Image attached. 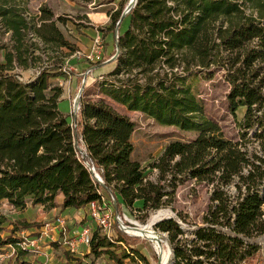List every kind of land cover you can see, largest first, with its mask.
Here are the masks:
<instances>
[{"label":"trees","instance_id":"trees-1","mask_svg":"<svg viewBox=\"0 0 264 264\" xmlns=\"http://www.w3.org/2000/svg\"><path fill=\"white\" fill-rule=\"evenodd\" d=\"M29 1L0 0V207L7 201L19 210L29 204L51 209L59 195L63 210L101 202L87 163L115 196L119 215L136 201L145 211L170 206L177 187L195 180L212 186L204 226L191 238L174 219L156 226L168 235L173 264H241L252 257L257 245L251 241L264 236V0H138L123 19L124 5L109 13L103 38L116 57L78 72L85 87V73L93 69L104 97L160 125L198 133L194 141L165 148L152 165L156 181L131 159L135 123L128 116L104 99L81 98L74 120L61 112L62 89L50 80L67 74L68 59L79 50L58 25H66L63 17L55 19L45 7L41 16L31 15ZM25 71L34 77L21 80ZM222 71L229 111L235 117L239 108L246 111L237 141L206 116L189 84ZM250 137L258 152L249 149ZM233 183L236 196L228 192ZM6 221L0 215V231ZM115 230V239L94 231L90 253L124 264L129 255L117 251L130 246V237L118 223ZM15 243L0 237V249Z\"/></svg>","mask_w":264,"mask_h":264},{"label":"rangeland","instance_id":"rangeland-1","mask_svg":"<svg viewBox=\"0 0 264 264\" xmlns=\"http://www.w3.org/2000/svg\"><path fill=\"white\" fill-rule=\"evenodd\" d=\"M130 1L131 0L29 1L28 11L31 15L41 16L40 8L45 7L54 13L55 19L58 17H63L66 25L61 23H58V25L66 38L71 43L75 44L79 50L74 53V55H72L73 58L68 59L70 62L68 65L70 67L66 71L67 74L64 73L63 70L62 76L55 77L50 80V83L53 87L62 89L61 98L64 97L70 102L71 105L69 117L72 118L74 99L78 95L83 85V80H81L82 75L79 77L74 75L78 74V72H81L82 69L88 67L91 64V62L86 59V55L92 54V48L95 43V39L98 37L101 38L102 43V60L108 63L111 61V59H113L114 56L112 57L111 55L112 45L109 47L103 38L104 34L107 35L106 31L111 24L109 13L119 9L123 5L126 9ZM87 34L93 35L92 38H89ZM109 36L111 39V34ZM84 37L89 38V40H84ZM80 39H83L86 43H88V45H83ZM90 44L91 46L89 47ZM62 51L67 52L65 49ZM75 56H77V58ZM0 61L3 62V53H0ZM81 64L83 66H81ZM88 72L89 70L85 73V75L88 76V84L82 91L81 98L85 99L86 101L93 102L104 99L115 110L125 116H128L135 123V131L131 137V142L134 146L131 159L141 164L142 169L144 170V177H146V179L156 181L159 177V172L158 170L153 169L152 165L163 154L165 148L170 143L176 141L183 143L194 141L197 138L198 133L194 131H184L175 126L160 125L155 120L149 118L143 113L127 110L122 105L111 101L107 97H104L100 93L99 89L98 83L100 82V79L96 78L93 71L89 73ZM224 73L225 72L222 71L216 74L212 80L202 78L198 80H189V84L193 91L199 94V96L203 99L205 103L206 116L209 119L219 123L223 128L225 135L229 139L237 141L239 140L240 132L238 122L243 119L246 111L243 108H239L236 112V117L229 111L227 95L229 93L230 86L224 79ZM33 77L34 71H25L22 73L20 79L27 81ZM251 134H253V131L250 132L249 136H252ZM247 145L252 151H259V143L252 137H250ZM234 185L235 184L233 183L228 188V192L232 196L237 195ZM168 190L172 191L170 189ZM211 194L212 186H209L205 183H198L195 180H189L177 187L175 197L173 198V202L170 206H166L156 211H145L143 201H136L133 208L123 206L121 209L122 213L119 215V213L116 211L117 205H113L111 209L109 208L110 212L113 214L114 223V232L111 233L116 237L117 232L115 230V224L118 223L119 226L121 225L116 219L117 215L121 217L124 225H126L124 222H128L130 223V227L138 228L139 226H146L149 222V219L159 211H169L171 214L175 215L178 222L185 227L184 231L186 232V237L191 238V234L196 231L197 228L204 226L202 219L204 214L208 211ZM7 206L11 205L7 204ZM1 207L3 206L1 205ZM3 208L8 209V207ZM4 214H7V211L2 212L0 209V215L3 217ZM29 214H31V211ZM156 226L154 227L155 233H157V235L161 238L162 236L165 237L167 240L168 235L157 229ZM2 230L4 229L2 228ZM14 230H16V227L13 229V231ZM6 231L9 233L10 230ZM13 231L11 230V232ZM1 236L2 233L0 234V237ZM128 236L130 237V246L125 244L117 251V255L119 256L124 254L129 255V258L124 260V264H161L162 253H160L161 251L159 252V250H157L158 248H156L157 245L154 238L149 239L142 235L140 237L130 235ZM165 239H161L162 242L160 247H162V252L164 254L170 256L168 264H171V252ZM251 242H254L255 245H257V250L254 252L252 257L246 259L241 264H264V236L254 239ZM94 258L95 257L93 256V259ZM110 260L112 262V259ZM93 264H95V261Z\"/></svg>","mask_w":264,"mask_h":264},{"label":"crops","instance_id":"crops-1","mask_svg":"<svg viewBox=\"0 0 264 264\" xmlns=\"http://www.w3.org/2000/svg\"><path fill=\"white\" fill-rule=\"evenodd\" d=\"M88 35V34H87ZM92 38L93 35H88ZM89 38H83L84 40H89ZM81 40L83 45L87 44L84 40ZM109 40V39H108ZM91 44L89 45V47ZM111 47V45L109 46ZM81 66H83L81 64ZM80 67V66H78ZM82 74H75L74 76L79 77ZM61 112L65 116H69L70 113V102L66 98H61ZM71 119V117H69ZM64 196L59 195L56 198V206L51 209H45L42 206L28 205L24 210H18L12 206H7L8 202L2 203L3 207H8L5 209L0 207L1 211H7L4 214L7 221L3 224L2 237L10 236L13 229L24 235L34 237L39 233L45 222L54 219L57 216H63L71 221L70 231L67 238L70 239V245H73L76 249L72 252L65 243L64 237L60 236L58 233L51 234L50 237H46L41 240L35 249L29 251H17L13 252V249L7 245L0 249V264H114V260L111 262V258L107 254H102L99 257H95L90 253V249L78 241V233L83 228V226L91 223V217L88 215L86 207L75 210V209H65L63 210L61 205ZM9 205V204H8ZM31 211V214L29 212ZM22 223L31 225L28 228L22 226ZM6 230H10L9 233ZM0 233V234H1ZM93 256L95 257L93 259ZM97 258V259H96Z\"/></svg>","mask_w":264,"mask_h":264},{"label":"built area","instance_id":"built-area-1","mask_svg":"<svg viewBox=\"0 0 264 264\" xmlns=\"http://www.w3.org/2000/svg\"><path fill=\"white\" fill-rule=\"evenodd\" d=\"M116 38H118V34H116ZM101 38H96L95 43L93 45V51L91 55H86V59L91 62V64H96L103 59ZM77 58V56H75ZM73 58V56L71 57ZM93 69H90L89 72H92ZM88 72V73H89ZM77 96L74 99L73 108H72V120L79 117L80 106L76 107ZM71 126L73 128L77 127V123L72 121ZM79 151L81 155L85 154V149L83 146H80ZM89 171L95 176L99 187L100 194L102 195L101 202L95 201L89 203L86 206L88 211V215L91 217V223L83 226V228L78 233V241L88 247L90 249V241L92 239L94 231H99L101 235L106 236L108 239H115V235L111 232H114V223H113V214L110 212L111 207L117 205V201L114 198L112 192H110L103 179L97 172L96 168L87 163L86 164ZM108 195V196H107ZM43 207V206H42ZM110 208V209H109ZM19 210V209H18ZM5 216V215H4ZM7 219V218H6ZM117 221L120 224H123L121 217L119 215L116 216ZM71 221L63 216H57L54 219L45 222L42 226L41 230L34 237L24 235L19 233V230L13 231L10 237L16 241L15 244H10L9 246L13 249V252L17 251H29L35 249L39 242L46 237H50L51 234L58 233L60 236L64 237L65 243L70 248L71 251L75 252L76 249L73 248V245H70V239L67 238L71 225Z\"/></svg>","mask_w":264,"mask_h":264},{"label":"bare ground","instance_id":"bare-ground-1","mask_svg":"<svg viewBox=\"0 0 264 264\" xmlns=\"http://www.w3.org/2000/svg\"><path fill=\"white\" fill-rule=\"evenodd\" d=\"M171 213L169 211H159L157 214L153 215L150 219H149V222L146 226H139L138 228H133V227H130V228H126V231L130 234V235H133V236H137V237H140L141 235L142 236H145L149 239H153L155 240L156 242V245L158 248L157 250H159L160 253H162V260H161V264H168L169 263V260H170V256L167 255V254H164L162 252V247H160V244L162 242L161 239H165V237H163L161 234H159L161 237H159L157 235V233H155L154 231V225L155 223L161 219V218H164L166 216H169ZM133 228V229H132ZM165 236V235H164ZM166 240V239H165ZM152 241V240H151ZM167 242V240H166ZM161 256V255H160ZM172 262V261H171Z\"/></svg>","mask_w":264,"mask_h":264},{"label":"water","instance_id":"water-1","mask_svg":"<svg viewBox=\"0 0 264 264\" xmlns=\"http://www.w3.org/2000/svg\"><path fill=\"white\" fill-rule=\"evenodd\" d=\"M137 3H138V0H131L130 3L127 5L126 9L124 10V12H123V14H122V16H121V19H123L128 13H130L131 10H132L133 8L136 7ZM116 34H118L117 31H116ZM115 57H116V56H114L113 59H114ZM113 59H111V60H113ZM85 77H86V76H85ZM85 84H86V78H84L82 88L80 89V91H79V93H78V95H77L76 107H79V106H80L81 94H82V91H83L84 88H85ZM169 219H174V220H175V221L181 226V228H182L183 230H185V227H184L181 223L178 222V220L176 219L175 215H173V214H170L169 216H166V217H164V218L159 219V220L155 223L154 226H156L159 222H161V221H163V220H169ZM120 228H121L126 234L130 235V234L126 231V228H130V226H126V225H124V224H121V225H120ZM130 236H133V235H130ZM136 237H137V236H136ZM167 245H168V247H169V249H170V252H171V261H172V260H173V248H172V246H171V244H170V242H169L168 239H167ZM171 264H173V261L171 262Z\"/></svg>","mask_w":264,"mask_h":264}]
</instances>
